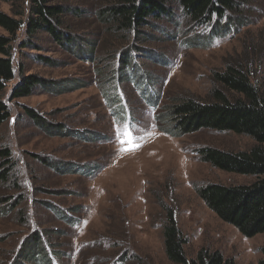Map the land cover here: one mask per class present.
<instances>
[{
    "label": "rangeland",
    "instance_id": "1",
    "mask_svg": "<svg viewBox=\"0 0 264 264\" xmlns=\"http://www.w3.org/2000/svg\"><path fill=\"white\" fill-rule=\"evenodd\" d=\"M31 1L0 0V11L23 24L11 56L16 79L2 95L11 116L0 128V149L10 150L16 166V183H0V197L22 202L0 215V264H34L16 256L35 229L58 253L48 248L51 264H172L163 238L168 211L189 259L204 250L234 264L264 260V234L244 237L198 194L209 184L255 181L213 168L200 150L247 151L255 141L204 129L179 133L170 115L183 99L208 101L218 88L213 75L229 65L246 69L264 95V0H249L240 14L229 13L235 21L227 32H212L215 26L195 32L176 6L173 21H157L156 29H146L154 39L144 42L98 19L106 0H69L62 5L71 46L41 32L35 40L40 50H21ZM0 35L8 33L0 28ZM133 46L148 52H138L123 75L116 72L120 55ZM21 72L57 88L36 86L31 96L12 101ZM24 107L63 133L41 129ZM125 113L131 137L124 131Z\"/></svg>",
    "mask_w": 264,
    "mask_h": 264
},
{
    "label": "trees",
    "instance_id": "2",
    "mask_svg": "<svg viewBox=\"0 0 264 264\" xmlns=\"http://www.w3.org/2000/svg\"><path fill=\"white\" fill-rule=\"evenodd\" d=\"M68 1L32 0V15L26 22L25 35L19 43V49L40 50L35 40L41 32L48 34L61 46H71L75 40L68 33L67 27H64L67 11L62 5ZM106 1L108 5L98 12V19L118 32L138 36L137 41L142 42L154 39L148 35L146 29H156L157 21L163 19L173 21L176 6L184 20L193 26L195 32L208 29L206 33H209L213 26L215 28L212 32L214 30L227 32L231 23L235 21L230 18L229 13L238 15L249 3V0ZM22 25L20 20L0 11V28L8 33V36L0 35V128L11 116L2 95L8 85L16 79L17 73L11 56L13 44L19 40L18 33H21ZM73 45L76 50L79 49V46ZM129 51L120 55L119 67L115 70L121 71L122 75L126 73V68L137 60L138 52H148L140 46H133V49ZM36 58L43 63H50L41 56ZM132 69H136V64L132 66ZM133 72L139 79L136 71ZM213 81L218 88L212 91L208 101L203 102L191 97L183 99L173 107L170 115L179 133H194L204 129L244 135L255 141V146L247 151L230 152L213 147H206L199 151L202 161L209 163L213 168L225 173L254 177L255 181L252 184L238 186L209 184L198 192L204 203L219 219L235 227L244 237L254 238L264 234V95L252 82L248 71L241 66L229 65L226 70L215 73ZM36 86L55 87L54 84L37 75H22L21 72L19 81L13 86L11 100L31 96ZM117 100H119L118 95ZM24 110L27 118L41 129L49 133H63L64 128L59 126L55 129L51 128L31 108L24 107ZM118 110H123L121 105ZM15 171L16 166L10 150L0 149V183L11 184L13 180L15 181ZM16 199L17 197L1 196L0 215L19 207L22 201L20 200L17 204ZM163 238L166 256L172 264H234L218 252L204 250L200 251L194 259H189L184 249L186 241L171 211H168ZM50 242L45 232L35 229L23 241L16 258L30 260L34 264H51L48 251H53L56 257L58 253ZM259 264H264V260H261Z\"/></svg>",
    "mask_w": 264,
    "mask_h": 264
},
{
    "label": "snow or ice",
    "instance_id": "3",
    "mask_svg": "<svg viewBox=\"0 0 264 264\" xmlns=\"http://www.w3.org/2000/svg\"><path fill=\"white\" fill-rule=\"evenodd\" d=\"M127 135L131 136V133H128ZM124 141H121V143H123ZM129 143H131V140L128 141Z\"/></svg>",
    "mask_w": 264,
    "mask_h": 264
}]
</instances>
